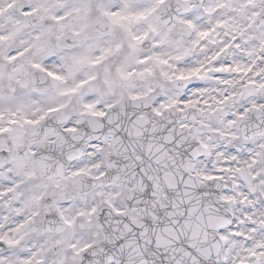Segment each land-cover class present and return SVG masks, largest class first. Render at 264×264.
I'll return each instance as SVG.
<instances>
[{
  "label": "snow or ice",
  "instance_id": "6c2138e0",
  "mask_svg": "<svg viewBox=\"0 0 264 264\" xmlns=\"http://www.w3.org/2000/svg\"><path fill=\"white\" fill-rule=\"evenodd\" d=\"M0 264H264V0H0Z\"/></svg>",
  "mask_w": 264,
  "mask_h": 264
}]
</instances>
